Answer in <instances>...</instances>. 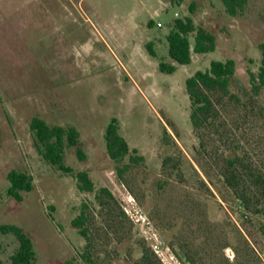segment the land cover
Returning <instances> with one entry per match:
<instances>
[{"label":"rangeland","instance_id":"374dc122","mask_svg":"<svg viewBox=\"0 0 264 264\" xmlns=\"http://www.w3.org/2000/svg\"><path fill=\"white\" fill-rule=\"evenodd\" d=\"M185 16L214 34L215 50L192 53L190 63L163 73L158 62H172L165 36L173 20ZM261 42L264 0H246L244 11L235 16L220 0H0V224L18 225L30 235L32 264H85L80 253L86 241L70 224L82 202L91 211L93 264H114L117 240L140 231L124 210L126 196H132L174 251L178 243L202 241L208 228L204 218L222 217L217 202L236 223L234 204L224 202L219 192L227 191L218 179L226 167L225 139L220 141L211 127L192 128L185 81L213 59L235 61L230 92L240 102L214 93L218 122L224 137L243 133L250 155L264 162V120L258 117L264 87L252 95L248 79L249 71L258 68ZM35 116L78 130L83 158L74 147L65 151L72 172L50 166L34 147L29 122ZM113 116L129 146L145 158L124 181L105 151L103 133ZM165 156L173 160L163 166ZM11 170L33 177V188L22 193L21 201L7 194ZM79 170L88 172L95 191L106 186L119 209L110 204L98 209L94 191L76 186L73 175ZM162 180L163 189L158 186ZM247 226L253 230L249 244L264 249L263 236L255 235L251 223ZM210 229L205 232L212 238ZM140 236L150 247L141 231ZM16 247L11 233L0 232V264H10Z\"/></svg>","mask_w":264,"mask_h":264},{"label":"trees","instance_id":"16d2710c","mask_svg":"<svg viewBox=\"0 0 264 264\" xmlns=\"http://www.w3.org/2000/svg\"><path fill=\"white\" fill-rule=\"evenodd\" d=\"M225 11L235 16L244 11L246 0H220ZM152 21H148V26ZM156 25V24H155ZM167 42V55L172 62L160 60L158 69L163 73H170L176 69L175 64H188L191 62L192 53L204 54L215 50V36L200 25H195L190 16L175 18L171 28L165 36ZM150 55L154 56L152 43H146ZM260 51L259 65L256 72L248 74L252 95H257L264 87V42L258 45ZM235 73V61L232 58L224 60L213 59L207 68L196 70L185 81V90L190 102L189 120L192 128L211 127L214 133L220 134V141L225 139L224 161L226 167L220 170L218 178L226 187V194L221 192L224 202L233 203L234 219H230L227 211L221 203L217 202L218 209L222 213L219 220L205 217V228L201 234L202 241L195 244L190 242L178 243L179 250L175 252L188 264H254L258 258L249 244V237H253V230L247 224L255 228V235L263 236L264 240V162L257 161L250 155L245 144L243 133L236 136L230 132L224 137L222 124L218 122L219 102L215 100L214 93L219 92L223 96L234 98L240 102L238 95L230 92V84ZM253 112V110L251 109ZM254 114V113H253ZM258 117L264 120V108L260 107ZM257 121V112L255 113ZM33 145L42 159L52 167L63 173L72 172L65 164V151L74 147L80 158L83 153L80 148L79 132L71 126L48 124L40 117H33L29 122ZM244 136V141H243ZM105 151L113 163L116 176L124 181L125 174L134 166L143 165L145 158L135 147H130L128 141L119 131V122L116 117H111L107 122L104 133ZM248 144V142H247ZM250 148V147H249ZM173 157L165 156L162 165L171 163ZM172 164V167H175ZM192 166V164H190ZM192 175L199 176L193 168ZM76 186L80 191L93 192L99 207L110 204L112 209L118 208L117 201L106 186H100L96 191L87 171L79 170L74 173ZM196 177V180L198 179ZM208 177V176H207ZM211 181L212 178L208 177ZM9 185L7 194L17 201L22 200V193L33 188V177L26 171L11 170L7 174ZM162 180L158 186L163 189L166 181ZM119 209V208H118ZM119 214L124 213L119 210ZM118 215V214H117ZM91 211L85 202H82L78 213L71 219L70 224L76 232L83 237L85 247L80 253L85 264H93L90 246L89 219ZM119 216V215H118ZM53 220V216L49 214ZM121 217V216H119ZM179 218V216H178ZM215 216H213V219ZM211 228V229H210ZM213 237L205 232L209 230ZM0 232L11 233L17 247L9 257L10 264H32L35 259V250L30 235L22 227L15 224H0ZM249 236V237H248ZM195 239V238H194ZM192 243V242H191ZM170 246L174 249L173 245ZM226 247L232 248L236 253L235 263L231 262L224 254ZM116 254L114 264H162L152 252L147 242L140 236L139 229L131 231L127 236H121L112 248ZM117 252L119 253L117 255ZM114 257V256H113ZM113 264V262H111Z\"/></svg>","mask_w":264,"mask_h":264},{"label":"built area","instance_id":"2783aa9c","mask_svg":"<svg viewBox=\"0 0 264 264\" xmlns=\"http://www.w3.org/2000/svg\"><path fill=\"white\" fill-rule=\"evenodd\" d=\"M176 14V13H175ZM156 26L161 27L162 22L156 21ZM126 206L124 208L125 212L135 221L140 227V231L143 234L144 238L150 243L152 252L160 260L162 264H188L185 263L177 253L173 250L170 245L165 244L158 231L152 225L148 216L136 206V203L132 196H126ZM256 256L258 258L257 264H264V249H256L253 246ZM225 256L232 261L235 257L233 250L230 247L224 249Z\"/></svg>","mask_w":264,"mask_h":264},{"label":"crops","instance_id":"0c3cea01","mask_svg":"<svg viewBox=\"0 0 264 264\" xmlns=\"http://www.w3.org/2000/svg\"><path fill=\"white\" fill-rule=\"evenodd\" d=\"M72 1V0H71ZM156 21H158V20H156ZM156 21L154 22L155 24H156ZM153 22V21H152Z\"/></svg>","mask_w":264,"mask_h":264}]
</instances>
